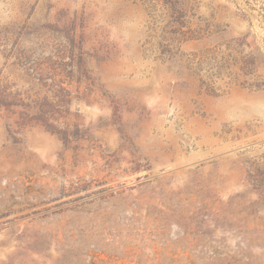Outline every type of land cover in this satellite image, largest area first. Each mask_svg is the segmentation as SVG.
I'll return each mask as SVG.
<instances>
[{
    "label": "rangeland",
    "instance_id": "1",
    "mask_svg": "<svg viewBox=\"0 0 264 264\" xmlns=\"http://www.w3.org/2000/svg\"><path fill=\"white\" fill-rule=\"evenodd\" d=\"M0 264H264V0H0Z\"/></svg>",
    "mask_w": 264,
    "mask_h": 264
}]
</instances>
